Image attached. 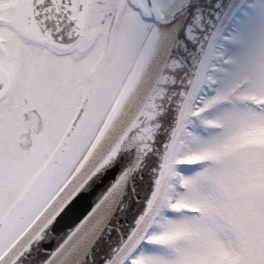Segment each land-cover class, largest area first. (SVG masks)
Instances as JSON below:
<instances>
[{
	"label": "snow or ice",
	"instance_id": "6c2138e0",
	"mask_svg": "<svg viewBox=\"0 0 264 264\" xmlns=\"http://www.w3.org/2000/svg\"><path fill=\"white\" fill-rule=\"evenodd\" d=\"M0 264H264V0H0Z\"/></svg>",
	"mask_w": 264,
	"mask_h": 264
}]
</instances>
